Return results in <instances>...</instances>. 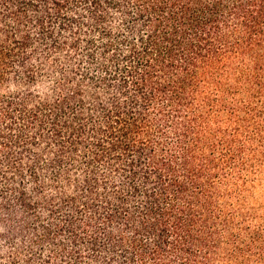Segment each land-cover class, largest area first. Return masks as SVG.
<instances>
[{
  "label": "trees",
  "instance_id": "1",
  "mask_svg": "<svg viewBox=\"0 0 264 264\" xmlns=\"http://www.w3.org/2000/svg\"><path fill=\"white\" fill-rule=\"evenodd\" d=\"M264 0H0V264H264Z\"/></svg>",
  "mask_w": 264,
  "mask_h": 264
},
{
  "label": "rangeland",
  "instance_id": "2",
  "mask_svg": "<svg viewBox=\"0 0 264 264\" xmlns=\"http://www.w3.org/2000/svg\"><path fill=\"white\" fill-rule=\"evenodd\" d=\"M258 103L257 109H252V111H260L262 115V120H264V93L259 95L258 98H254V104ZM259 112H255L258 114ZM264 157V156H263ZM259 172L253 178L251 186H249V192L247 198L243 201V208L248 209L251 213L252 220H249L251 226L255 227L259 224L264 225V160L259 162Z\"/></svg>",
  "mask_w": 264,
  "mask_h": 264
}]
</instances>
